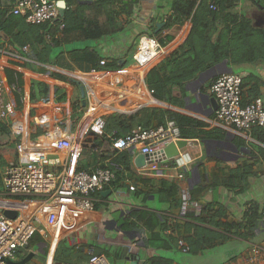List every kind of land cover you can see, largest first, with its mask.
<instances>
[{"label": "crops", "instance_id": "0c3cea01", "mask_svg": "<svg viewBox=\"0 0 264 264\" xmlns=\"http://www.w3.org/2000/svg\"><path fill=\"white\" fill-rule=\"evenodd\" d=\"M54 1L58 10L64 4V12L67 0ZM77 1L87 5L94 0ZM110 1L119 31L114 37L101 39L92 46L107 64L118 65L116 69L133 57L138 44L136 37L152 35L160 43L171 35V41L176 40L161 46H166L165 51L168 52L188 33V21H185L180 26L174 23L157 34L172 16L173 0H137L132 5L129 0ZM13 3L14 0H0V9L3 7L1 4L7 10ZM246 3L250 4L245 2L244 7ZM9 44V38L0 31V78L7 82L16 81L22 89L21 92L5 91L3 95V100L11 107L0 121V201L5 200L2 168L19 160L17 145L22 139H30L42 130L33 122L37 111L33 103L47 98L52 106L54 103L69 104V114H62L74 130L80 119L76 120L74 114L84 105L79 85L74 81L82 83L73 75L87 73L94 68L89 63L71 59L70 53L66 52L73 47L82 48L80 46L64 47L60 53L63 64H60L57 58L39 60L29 45H24L27 50H23L24 46ZM6 53L15 54L18 60L13 63L20 65L7 63L4 60ZM248 66L254 67L255 74L264 79L263 63L258 61L255 65L242 67ZM222 69H215L211 75L189 83L183 92H175L176 105L166 103L169 107H161L196 122L174 123L180 139L199 140L192 150L196 157L184 180L176 178L174 169L163 170L164 176H153L133 165V177L147 176L153 183L143 185L125 176L116 179L104 190H110L109 194L93 195L94 209L79 218L75 229H63L56 243L49 233L45 236L37 233L41 239L37 240V250L44 260L36 258L30 241L16 252L13 260L21 261L31 255L24 264H86L93 253L104 255L109 264H125L131 256H138V264H149L153 257L166 259V264H248L252 248L256 245L264 247V224L260 219L264 203V146L252 136L251 130H238L215 119V109L209 101L213 97L209 92V82L213 76L231 71ZM250 72L242 69L238 73L247 75ZM110 76L114 74L108 75L107 79ZM259 90L264 102V89L261 87ZM150 98L146 95L145 102L155 104ZM53 123L55 126L63 125L61 122ZM79 161H86L85 168L97 164L96 161L89 163L84 153ZM242 181L246 184L240 189ZM171 182L187 189L189 194L182 204L179 196L170 195ZM129 185H134L135 190L130 191ZM198 218H208L209 221L203 222ZM195 227L203 229L197 233L204 241L200 251L182 252L169 243V236L176 235L184 240ZM56 248L60 253L59 260H54ZM22 251H26V255ZM251 264H264V253H259Z\"/></svg>", "mask_w": 264, "mask_h": 264}, {"label": "built area", "instance_id": "2783aa9c", "mask_svg": "<svg viewBox=\"0 0 264 264\" xmlns=\"http://www.w3.org/2000/svg\"><path fill=\"white\" fill-rule=\"evenodd\" d=\"M210 7L214 8L213 3ZM5 16H22L30 25L54 26L58 33L64 28L54 0H14ZM53 37L46 33V42L53 45ZM22 49L27 50V46ZM164 51L165 47H161L155 37L143 35L133 57L123 62L120 68H93L87 73L74 74L73 77H78L85 87L86 101L74 130L71 122L62 114H69V104L54 103L52 106L47 98L33 103L37 108L33 122L40 125L42 130L18 143L19 160L5 165L1 172L5 200L0 201V264H9L8 260H13L16 252L25 248L35 233L41 236L49 233L56 243L63 229H75L79 218L94 209L93 195L111 185L116 179V171L121 170L122 165L113 160L111 153V157L104 161V165L107 164L104 167H100L101 163L98 162L90 168L77 170L76 166L84 151V139L90 133L92 136L102 134L104 117L111 113L131 114L143 106H158L157 103L150 104L144 100L146 95L154 100L153 90L147 88L145 77L169 53ZM4 60L12 64L18 59L13 53H6ZM105 63V59L99 61L100 66ZM110 74L114 76L107 79ZM244 76L243 73L223 72L211 80L209 92L216 100L214 114L217 121L238 130L249 131L255 126H264V102L258 96L242 105ZM261 87L264 89V80ZM21 90L16 81L7 82L0 78V121L11 107L10 103L3 100L5 91ZM43 107L46 109L42 110ZM53 122L63 125L55 126ZM50 123L53 125L50 126ZM178 139L175 124L171 120L148 129L138 125L126 136L112 139L111 151L129 152L133 165L135 156L142 154L145 156L144 164L135 166L147 174L164 176L163 170L174 169L176 178L184 180L186 171L196 157L192 150L199 140H186V145L178 148L176 155L167 158L165 146ZM88 144L91 145L90 142ZM93 150L99 154L102 152L101 148ZM134 188V185H129L130 191ZM187 193L183 187V201L187 199ZM5 210L16 212L15 216H6ZM260 219L264 224V203L260 209ZM168 241L182 252L188 251L182 238L172 235ZM259 253H264V247L254 246L247 263L255 262ZM86 264L109 262L104 255L92 253Z\"/></svg>", "mask_w": 264, "mask_h": 264}, {"label": "trees", "instance_id": "16d2710c", "mask_svg": "<svg viewBox=\"0 0 264 264\" xmlns=\"http://www.w3.org/2000/svg\"><path fill=\"white\" fill-rule=\"evenodd\" d=\"M130 2L132 5L137 0H129ZM245 2H249L264 13V0H173L172 16L157 31V34L163 29L170 28L174 23L180 26L185 21H190L191 27L185 40L147 72L145 83L148 89L153 90L154 98L176 105L175 92L185 91L189 83L200 77L211 75L215 69L221 71L225 68L234 72L235 66L255 65L258 61L264 64V29L252 26V21L244 7ZM212 3L214 8L210 7ZM1 6L4 7L3 4ZM3 7L0 9V31L9 38L12 45L31 46L32 51L41 61L50 59L51 47H72L75 43L85 41L97 44L101 39L114 37L119 31L110 0H94L87 5L78 3L77 0H67L64 12L60 15L64 28L59 33L54 26L47 24L30 25L22 16L6 17V9ZM46 33L54 36L53 45L46 42ZM170 41L171 38L168 42ZM168 42L161 41L160 44L164 46ZM66 52L70 53L71 59L89 63L91 67L98 70H114L118 67L115 64H107V61L104 66H100L99 61L103 59V56L94 46L73 47ZM215 77L213 76L210 80ZM263 80L254 72L243 77L242 105L255 97H262L259 89ZM179 119H181L180 122ZM104 120L102 134L92 136L90 133L85 137L83 153L88 157L89 163L100 162L102 167L105 166L104 161L113 153V160L122 165V169L115 173L116 179L119 180L125 176L143 185L153 183V180L146 178L147 176L133 177L130 153L111 151L112 139L126 136L133 127L138 125L148 129L164 125L167 120H173L175 124L196 123L186 120L172 110L148 106L141 107L131 114L114 112L105 116ZM251 131L252 136L264 146V126H255L251 128ZM89 142L91 145L88 144ZM93 148H101L102 152L93 153ZM82 168H85V164L78 162L76 169ZM116 179L111 184L116 182ZM241 183L240 189H243L246 183L245 181ZM169 190L170 195L179 196L182 204V187L171 182ZM171 191L174 192L171 193ZM96 194H101V191ZM200 219L203 222L209 221L208 218ZM201 230L203 229L195 227L193 232L184 238L188 250L200 251L204 241L200 240L197 233ZM203 233L206 236V232ZM35 234L29 240L30 243ZM36 239L41 241L38 235ZM59 255L56 248L54 260H59ZM166 261L163 258L153 257L149 259V264H166Z\"/></svg>", "mask_w": 264, "mask_h": 264}, {"label": "rangeland", "instance_id": "374dc122", "mask_svg": "<svg viewBox=\"0 0 264 264\" xmlns=\"http://www.w3.org/2000/svg\"><path fill=\"white\" fill-rule=\"evenodd\" d=\"M245 9H246V12L248 13V16L250 17V20L252 21V26L260 27V28L264 29V13L262 11H260L257 7L253 6L252 4L248 5V3H246ZM171 37H173V36H171V35L167 36V38L164 40V43L168 42ZM135 41L136 42L139 41V38L136 37ZM94 44H95V42L85 41V42L75 43L73 46H75V47H77V46L84 47V46H92ZM65 47L67 48V46H65ZM63 50H64L63 46L51 47V50H50V58H51V60L54 59V58H57V61L60 62V64H63V55H60V53H62L61 51H63ZM65 65H66V63H65ZM68 66L71 67V65H68ZM104 68H109V67H104ZM242 69H246L247 71H251V72L255 73L254 67H250V66H248L246 68H243L241 66L233 67V71L235 73L241 71ZM258 74H259V72H258ZM148 107H156V106L151 105V106H148ZM83 110H84V108L81 111H78V112H76L74 114V118L76 120H78L82 116ZM39 132H40V130H39ZM79 162H82V163L86 164V161L85 162L79 161ZM37 235L35 234L34 239L30 243V246L33 248L31 251L33 253H36L35 255H36L37 259L44 260V256L39 254V252L37 250V248H38L37 239H36ZM21 253L23 255L24 254L26 255V251H22Z\"/></svg>", "mask_w": 264, "mask_h": 264}, {"label": "water", "instance_id": "95a60500", "mask_svg": "<svg viewBox=\"0 0 264 264\" xmlns=\"http://www.w3.org/2000/svg\"><path fill=\"white\" fill-rule=\"evenodd\" d=\"M62 1H63V0H62ZM63 6H64V4H63L62 6L59 7V12H60L61 15H62V13H63ZM188 24H189V25H188V33H189V31H190V27H191V23L189 22ZM188 33H187V35H188ZM187 35H186V37H187ZM186 37H185V38H186ZM185 38H184L179 44H177L175 47H173L170 51H172V50L175 49L178 45H180V44L185 40ZM175 40H176V39H175ZM175 40H174V41H175ZM174 41H171V43H173ZM171 43H169V44H171ZM169 44H168V45H169ZM170 51H169V52H170ZM74 82L78 83V85H79V90H80L81 97H82V103H83V105H85V100H84V97H85V87H84L83 84H80V83H79L78 81H76V80H75ZM154 100H155L156 103L158 104V107H164V108L169 107V106L166 104V102H163V101L158 100V99H156V98H154ZM209 101L212 103V105H213V109H216L217 104H216V100H215V98L212 97V98L209 99ZM185 145H186V140H185V139H178L175 143H169V144L166 145L165 148H164V152H165L166 157H167V158H171V157H173L174 155L177 154V149H178V148L181 149V148L184 147ZM144 159H145V156H144V155H142V154H137V155L135 156V159H134V164H135L136 166H142V165L144 164ZM194 169H197V168L195 167ZM109 193H110V190H106V191L102 192L101 194L106 195V194H109ZM15 213H16V212H14V211H7V210L4 211V214H5L6 216H8V217H14V216H15ZM30 257H31V255H28L26 258H24V259L21 260V261L8 260V262H9V264H24L27 260H29ZM125 264H138V256H131V257H128V259L126 260Z\"/></svg>", "mask_w": 264, "mask_h": 264}, {"label": "bare ground", "instance_id": "6f19581e", "mask_svg": "<svg viewBox=\"0 0 264 264\" xmlns=\"http://www.w3.org/2000/svg\"><path fill=\"white\" fill-rule=\"evenodd\" d=\"M151 100L150 101H153V99L152 98H150Z\"/></svg>", "mask_w": 264, "mask_h": 264}, {"label": "clouds", "instance_id": "9594fccd", "mask_svg": "<svg viewBox=\"0 0 264 264\" xmlns=\"http://www.w3.org/2000/svg\"><path fill=\"white\" fill-rule=\"evenodd\" d=\"M189 22H190V21H189ZM165 47H166V46H165ZM168 54H169V53H168ZM168 54H167V55H168Z\"/></svg>", "mask_w": 264, "mask_h": 264}]
</instances>
